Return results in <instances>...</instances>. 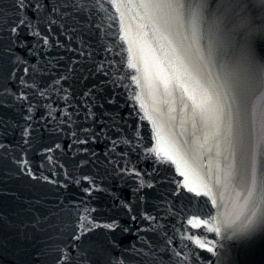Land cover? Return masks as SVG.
I'll use <instances>...</instances> for the list:
<instances>
[{
	"label": "water",
	"instance_id": "water-1",
	"mask_svg": "<svg viewBox=\"0 0 264 264\" xmlns=\"http://www.w3.org/2000/svg\"><path fill=\"white\" fill-rule=\"evenodd\" d=\"M24 3L0 0V264H264V4Z\"/></svg>",
	"mask_w": 264,
	"mask_h": 264
},
{
	"label": "snow or ice",
	"instance_id": "snow-or-ice-1",
	"mask_svg": "<svg viewBox=\"0 0 264 264\" xmlns=\"http://www.w3.org/2000/svg\"><path fill=\"white\" fill-rule=\"evenodd\" d=\"M258 2L260 4H264V0H258ZM19 6L21 8L25 7L24 0H19ZM197 7H201V6L198 5ZM13 31H15V29H13ZM253 238H254V234L243 237V239H253ZM76 239L81 240V244L84 245V248H83L84 252H87L89 250H94L93 242L89 241L88 243H85L80 237H77ZM77 248L79 249L80 245H77Z\"/></svg>",
	"mask_w": 264,
	"mask_h": 264
}]
</instances>
